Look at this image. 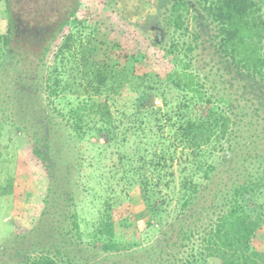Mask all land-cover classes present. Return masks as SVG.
<instances>
[{
  "label": "trees",
  "instance_id": "1",
  "mask_svg": "<svg viewBox=\"0 0 264 264\" xmlns=\"http://www.w3.org/2000/svg\"><path fill=\"white\" fill-rule=\"evenodd\" d=\"M262 1L76 0L29 27L3 0L0 138L19 146L0 264H264ZM106 9L133 36L122 64L95 55Z\"/></svg>",
  "mask_w": 264,
  "mask_h": 264
},
{
  "label": "rangeland",
  "instance_id": "2",
  "mask_svg": "<svg viewBox=\"0 0 264 264\" xmlns=\"http://www.w3.org/2000/svg\"><path fill=\"white\" fill-rule=\"evenodd\" d=\"M10 8L12 11V15L19 22H22V26L32 27L39 23V21H47L49 20L50 24L55 23L58 20V15H62L67 11L69 7H71L76 0H9ZM53 1V2H52ZM82 1V0H81ZM121 4L122 11L124 13H130L132 11L130 7L131 0H118ZM261 3H264L262 1ZM4 2L0 0V32L4 29ZM5 19V18H4ZM193 26V25H191ZM95 43H97V50L95 55L97 59H107L112 58L118 61L119 63H124L123 54L129 51L133 46V36L131 31L128 32L127 28L123 27L121 23H119L118 18L113 10L106 9L103 13V18L100 22V26L95 29ZM124 33V34H123ZM132 37V38H131ZM114 43L119 47L114 46ZM169 40H165L163 43L164 46H168ZM150 50V49H149ZM113 51V52H110ZM151 54L157 55L156 58L160 57L164 54L163 50L152 49L150 50ZM164 66L171 67L173 60L171 61L169 57L164 56ZM150 68V65H145L142 67L143 70H147ZM158 102V101H156ZM19 141H17V137L14 133L5 128L3 135L0 138V152H1V171H0V185H4L5 181L11 177L14 172L15 163L17 161L18 155V146ZM90 156V155H89ZM87 158V156H86ZM88 163H93L90 159H87ZM86 160V161H87ZM87 163V162H86ZM87 163V164H88ZM93 171V167L85 168L80 176L75 174L72 176L73 182H78L80 186L83 188V184H87L88 188L94 187L98 181L93 177L89 176ZM93 176L94 173H93ZM81 190H77V193L80 194ZM55 204L58 207L64 206V203L61 199H59ZM135 206L136 211L140 214L139 218H141L142 208L139 202H132ZM94 205V204H93ZM93 205H90L91 208ZM57 212V211H54ZM88 220L90 221V217L88 216ZM14 216L12 210V204L10 201L5 199L4 197H0V246L3 243L9 245L12 240L15 238V231L13 228ZM138 226L140 229H143V220H139ZM50 223L46 228L50 229ZM30 229L26 230V233ZM24 231H20V236H22ZM18 232H16L17 234ZM29 238L34 241L36 236L34 234L30 235ZM14 254V253H11Z\"/></svg>",
  "mask_w": 264,
  "mask_h": 264
},
{
  "label": "flooded vegetation",
  "instance_id": "3",
  "mask_svg": "<svg viewBox=\"0 0 264 264\" xmlns=\"http://www.w3.org/2000/svg\"><path fill=\"white\" fill-rule=\"evenodd\" d=\"M153 30V29H152ZM154 33H158V32H156V31H153ZM154 36H155V34H154ZM157 40L159 41V40H161V37H159L158 35H157Z\"/></svg>",
  "mask_w": 264,
  "mask_h": 264
},
{
  "label": "water",
  "instance_id": "4",
  "mask_svg": "<svg viewBox=\"0 0 264 264\" xmlns=\"http://www.w3.org/2000/svg\"><path fill=\"white\" fill-rule=\"evenodd\" d=\"M159 37H161L160 35H158ZM160 41V40H159Z\"/></svg>",
  "mask_w": 264,
  "mask_h": 264
},
{
  "label": "built area",
  "instance_id": "5",
  "mask_svg": "<svg viewBox=\"0 0 264 264\" xmlns=\"http://www.w3.org/2000/svg\"><path fill=\"white\" fill-rule=\"evenodd\" d=\"M156 104H158V102H156Z\"/></svg>",
  "mask_w": 264,
  "mask_h": 264
}]
</instances>
